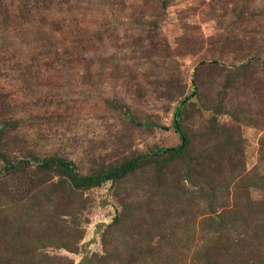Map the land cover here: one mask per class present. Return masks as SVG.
Instances as JSON below:
<instances>
[{"label": "rangeland", "instance_id": "1", "mask_svg": "<svg viewBox=\"0 0 264 264\" xmlns=\"http://www.w3.org/2000/svg\"><path fill=\"white\" fill-rule=\"evenodd\" d=\"M160 4L164 14L155 10ZM243 63L234 87L217 98L215 84ZM195 70L209 97L241 114L239 121L220 116L233 127L223 156L201 133L209 112L187 103L191 156L211 149L201 163L214 176L198 172L193 184L185 175L190 194L183 195L173 176L169 187L148 168L59 198L48 220L27 219L41 264H102V256L109 264H164V253L173 254L169 264H208L201 221L220 214L231 220L222 241L238 253L225 250L229 263L222 264H247L259 243L253 217L264 208V192L245 184L259 164L264 125L243 114L264 116V0H0V149L15 159L60 155L89 173L123 154L178 145L173 112L191 93ZM56 179L36 178L48 185ZM16 182L1 177V194L12 195ZM78 196L87 198L79 210Z\"/></svg>", "mask_w": 264, "mask_h": 264}, {"label": "trees", "instance_id": "2", "mask_svg": "<svg viewBox=\"0 0 264 264\" xmlns=\"http://www.w3.org/2000/svg\"><path fill=\"white\" fill-rule=\"evenodd\" d=\"M155 10L164 14V8L161 4L155 7ZM247 66L248 63H243L234 69L228 70V76L220 79L215 84L217 98H219L223 91L227 92L234 87L238 69L245 70ZM194 75L195 79L193 80L191 93L184 96L182 98L183 100L180 99L177 102L173 112L172 122L174 131L180 138L178 145L160 147L156 150L139 154H123L115 162L102 164L89 173H80L75 163L64 156L50 155L38 157L37 155L29 153L23 158L15 159L14 157L7 156L0 149V158L3 162L0 167V178L7 175L17 178L16 192L12 191L11 195L8 194V191L2 194V190L0 191V264H41V251L39 249L37 251L39 240L34 242L28 240V234L30 232L26 233V231L28 232L26 229L27 223L28 220H34L38 216L45 218L48 212H55L59 198L72 196V194H78L81 191H86L94 187H100L107 182L112 184L121 182L127 177L148 168L155 173L154 177L158 181H161V184H163L161 177H164L169 187L168 180L173 176L176 182L173 188L180 192L182 191L183 195L190 194V188L184 182L182 183L180 181L185 175H188L193 184V177L198 172L207 177L210 175L212 178L214 173L209 171L210 169L201 163V160L211 156V149L208 148V152L206 150L200 151V153H204L201 154L202 157L191 156V153L194 151L193 139L183 125L187 105L193 103L196 106L198 105L200 110L209 112L210 118L204 123V128L201 130V133L204 137L214 139L217 145L223 147L221 152L223 156L228 154L229 151L227 149L233 145V135L231 134L233 127L225 122V120L220 119V116L230 113L239 121L238 118L241 114L237 113L236 110L228 111L223 101H216L214 98L209 97L207 91L202 90L203 84L198 81L196 70L194 71ZM190 99L195 100L189 102ZM114 108L122 111L118 106ZM122 112L124 113L125 119L132 117L131 113L129 114L126 111ZM243 115H247V121L253 124L260 126L263 123L264 125V116H261L263 115L261 113L246 112ZM258 163V166L256 165L249 171L251 175L245 184V188L264 192V135L259 140ZM48 173L57 177L53 183L48 185L44 180H41V183L37 182V176L39 178L40 175ZM44 185H47V188H49L47 191L43 189L45 188ZM217 191L218 189L211 190L207 194L209 202H214L218 198ZM26 194H30V196L26 197ZM86 203L87 198L84 196H78L75 201L78 210ZM256 203H262V200H256ZM72 208L74 207L72 206ZM254 217L253 220L256 221L257 230L255 239L259 240V243L252 248L253 256H249L248 262L246 263L264 264V233H262V228L264 229V208L259 209L258 213L255 212ZM45 219L48 220L47 218ZM119 219L120 215L118 213L114 216V221L119 222ZM40 221L37 220L31 223ZM230 221L228 216L226 217L222 214L218 216L211 215L209 219L201 221L204 224L201 232L203 230L205 231L204 236L206 241L201 243L200 246L206 245L204 249L207 250L208 264H222L225 261L229 263L225 250L229 249L228 256L230 257L238 254L235 251L237 249L233 250L232 245L230 246L228 242L223 243L222 241L224 234L223 228ZM45 225L48 226L46 222ZM175 229L176 232H174ZM175 229L173 233L178 235V228L176 227ZM188 244L186 242V245ZM172 255L170 253H164L160 258H162L164 264H169L172 262ZM100 258H102V261L99 260L102 264H109V260H111L108 256L104 259L103 256ZM87 262L88 259L81 264H87ZM240 264L244 263L240 261Z\"/></svg>", "mask_w": 264, "mask_h": 264}, {"label": "water", "instance_id": "3", "mask_svg": "<svg viewBox=\"0 0 264 264\" xmlns=\"http://www.w3.org/2000/svg\"><path fill=\"white\" fill-rule=\"evenodd\" d=\"M183 102V101H182Z\"/></svg>", "mask_w": 264, "mask_h": 264}]
</instances>
